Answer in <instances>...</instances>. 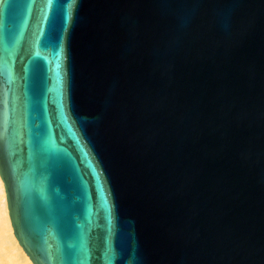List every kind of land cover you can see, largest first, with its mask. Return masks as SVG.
Masks as SVG:
<instances>
[{"label": "water", "instance_id": "obj_1", "mask_svg": "<svg viewBox=\"0 0 264 264\" xmlns=\"http://www.w3.org/2000/svg\"><path fill=\"white\" fill-rule=\"evenodd\" d=\"M0 180L33 264H264V0H0Z\"/></svg>", "mask_w": 264, "mask_h": 264}, {"label": "bare ground", "instance_id": "obj_2", "mask_svg": "<svg viewBox=\"0 0 264 264\" xmlns=\"http://www.w3.org/2000/svg\"><path fill=\"white\" fill-rule=\"evenodd\" d=\"M0 264H33L15 239L10 226L0 180Z\"/></svg>", "mask_w": 264, "mask_h": 264}]
</instances>
